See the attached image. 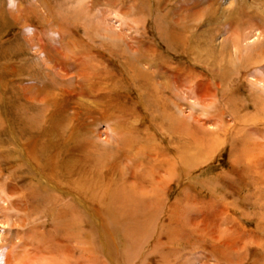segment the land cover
Instances as JSON below:
<instances>
[{"label":"rangeland","instance_id":"rangeland-1","mask_svg":"<svg viewBox=\"0 0 264 264\" xmlns=\"http://www.w3.org/2000/svg\"><path fill=\"white\" fill-rule=\"evenodd\" d=\"M260 81L264 0H0V264H264ZM81 147L140 236L53 177Z\"/></svg>","mask_w":264,"mask_h":264},{"label":"bare ground","instance_id":"bare-ground-1","mask_svg":"<svg viewBox=\"0 0 264 264\" xmlns=\"http://www.w3.org/2000/svg\"><path fill=\"white\" fill-rule=\"evenodd\" d=\"M212 67V66H211ZM85 75V74H84ZM83 76V75H81ZM80 77V76H78ZM261 83L263 81H260ZM264 83V82H263ZM86 90V89H85ZM98 90V89H97ZM94 91V90H93ZM70 96H73L71 99L74 100L75 96H87L86 92L83 90L77 94H75L74 92L70 91L69 92ZM89 98H91V96H88ZM68 100V99H67ZM69 101V100H68ZM67 101V102H68ZM75 102V101H74ZM68 109V108H67ZM256 111V110H255ZM94 118V117H93ZM100 120V119H99ZM103 120V119H102ZM101 120V121H102ZM52 121V120H51ZM94 122V121H93ZM100 122V121H99ZM91 124V123H90ZM95 124V123H94ZM92 125V124H91ZM91 130V129H90ZM88 131V129L86 130ZM94 133V132H93ZM91 134V133H90ZM84 136V134H83ZM95 136V135H94ZM88 138V137H87ZM85 139V138H84ZM90 141V140H89ZM85 142L87 143V141L85 140ZM128 142V141H127ZM89 144V143H87ZM85 146V144H84ZM90 146V145H89ZM70 147V146H69ZM92 147V146H91ZM87 149L86 147H81V148H77V152H79L78 157L80 156H85V158H81L80 161V167L78 168L77 171H79L78 176L80 177L82 174L81 179H78L76 176V178H74L73 173H69L68 177H66L67 172L63 171L60 173V178L58 176H53L55 179H57V181L60 182H69L70 184H74V186L72 187H77L78 184H82L85 187L86 182H89L92 178L93 175H95V172L97 173V171H95V162H96V156L97 153L93 150V149ZM87 151V153H84L85 151ZM81 151V152H80ZM122 151L124 150H120L119 154L122 153ZM144 152V151H143ZM75 153V152H74ZM101 153V152H100ZM107 153V152H106ZM180 153V152H179ZM103 155V154H102ZM122 157L120 159H123L124 161H126L127 163L132 161V157H130L129 155H125V153L121 154ZM124 155V156H123ZM183 155V154H182ZM60 157V156H58ZM79 157V158H80ZM107 157V154H106ZM186 158V157H185ZM94 159V160H93ZM59 160V159H58ZM185 160V159H184ZM63 161V160H62ZM78 161V162H79ZM187 161V160H186ZM60 162V161H59ZM64 162V161H63ZM62 162V163H63ZM71 163H69L70 165ZM58 167V166H57ZM116 167L118 168V166L116 165ZM66 168V167H65ZM73 169V167H71ZM138 168V167H137ZM59 169V167H58ZM71 171V170H70ZM75 171V170H74ZM41 177L43 176L42 174H40ZM144 176V174H143ZM134 181H135V185H139L141 187V185L144 184V178L141 175H137L134 172ZM142 177V178H141ZM59 179V180H58ZM108 179V180H107ZM62 180V181H61ZM107 180V181H106ZM98 183H91L93 186H97V187H93L92 189L90 187L87 190L81 189V188H76V190L78 191V193L82 196V198L87 199L88 201H92V203H94L97 212L102 214V215H107L111 225L116 226V224H121V226H123L124 231L127 232L128 236L130 238H136L139 235V232L141 231V228H143L145 222L143 223V219L140 217L141 214L143 213H139L140 211H138L139 209V205L136 204V202H139V199H141L140 197H138V195L136 194H131L128 192H125L124 189H122V185L119 187H114L112 188L111 182L112 179L109 177V175L107 176V178L105 179V181H100L97 178ZM143 181V183H142ZM81 185V186H82ZM100 185H102L103 187H101ZM70 187V185L68 186ZM83 187V188H84ZM143 188V187H141ZM4 191V190H3ZM5 192V191H4ZM131 192V191H130ZM79 195L77 194V196L75 195V197H78ZM61 200V199H60ZM139 204V203H138ZM142 207V206H141ZM72 216V212H68V210H66L65 212H62V214H58L57 216H62L64 214L63 219L64 220H70V216L69 214ZM107 218V219H108ZM145 218V217H144ZM79 224V222H78ZM72 226V227H70ZM78 225L74 222V220H70L69 222H66V227L69 229V231L72 229L74 230V232L76 231L75 228ZM77 229V228H76ZM80 229V228H79ZM172 229V228H171ZM65 230V229H64ZM68 231V230H67ZM166 231V230H165ZM173 231V230H171ZM71 233V231H70ZM72 234V233H71ZM74 234V233H73ZM76 234V233H75ZM79 234V233H78ZM175 234V233H174ZM174 234H170L167 232H163L161 238H160V242L162 241V243H164V241L167 239L166 237L168 236V238L172 239V235ZM67 236V235H66ZM143 236V235H142ZM166 236V237H165ZM176 236V235H175ZM68 239V238H67ZM176 239V238H175ZM76 240V239H74ZM78 240V239H77ZM77 240L75 242H77ZM69 241V239L67 240ZM159 242V243H160ZM167 242V241H165ZM178 242L176 241H169L168 243H164L162 244L163 248H166L164 246H172V245H176ZM173 247V246H172ZM166 251V250H165ZM213 254V253H212ZM215 254V252H214ZM209 257L206 256V259H208ZM206 263V262H205Z\"/></svg>","mask_w":264,"mask_h":264}]
</instances>
